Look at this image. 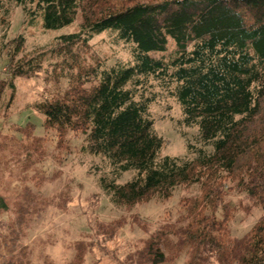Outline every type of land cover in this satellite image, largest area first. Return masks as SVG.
Listing matches in <instances>:
<instances>
[{"label": "trees", "instance_id": "trees-1", "mask_svg": "<svg viewBox=\"0 0 264 264\" xmlns=\"http://www.w3.org/2000/svg\"><path fill=\"white\" fill-rule=\"evenodd\" d=\"M13 1L26 24L38 19L56 30L80 22L76 31L28 53L20 35L4 45L0 101L8 89L6 107L17 77L43 71L55 91L32 103L44 116V135L30 121L0 133V264H36L26 237L55 203L38 191L44 177L37 165L51 138L61 152L71 134L82 137L83 153L110 166L97 185L115 206L131 209L169 199L181 186L196 188L179 199L174 219L153 228L135 213L131 219L146 235L117 264H174L182 254L185 264H264V0ZM1 11L3 20L2 0ZM103 31L130 44L129 62L108 65L92 50L89 41ZM170 44L167 58L153 54ZM161 92L179 103L184 125L197 127L187 143L191 157L161 153L164 140L150 112ZM128 170L135 171L132 178L118 182ZM238 210L259 211L241 236L229 225ZM122 226L88 225L95 236L73 241L66 264H83L95 244ZM42 257L40 264H55Z\"/></svg>", "mask_w": 264, "mask_h": 264}, {"label": "rangeland", "instance_id": "rangeland-1", "mask_svg": "<svg viewBox=\"0 0 264 264\" xmlns=\"http://www.w3.org/2000/svg\"><path fill=\"white\" fill-rule=\"evenodd\" d=\"M8 13L4 16L0 12V75L4 76L8 59L6 46L12 38L20 35L24 38L22 53H28L38 47L50 45L57 36L74 32L78 29L79 18L72 24L56 30H48L41 26L40 20L33 24L24 22L25 16L21 7L13 0H2ZM92 50L104 58L106 64L115 62H129L130 44L119 40L112 31H103L94 35L89 41ZM172 51V44L166 52L153 53L156 57L167 58ZM45 70V69H44ZM45 73L31 78L17 77L14 80L15 90L13 99L8 107L10 91L5 89L0 101V133L12 134L11 123L20 124L30 121L34 124V133L44 135L42 126L44 116L32 108V103L49 95L55 88L44 79ZM49 83V84H48ZM155 84V83H154ZM64 82L59 90H63ZM154 89L158 90L156 85ZM7 109V110H5ZM8 112V115H3ZM153 118V130L164 140L162 155L193 156L187 150V143H193L197 133L194 125L186 126L182 123V113L179 103L165 93H159L158 99L150 106ZM69 149L57 152L54 149V139L48 142V154L37 165L44 177V182L38 191L41 195L52 198L55 203L49 205L42 217L33 223L29 229L26 242L32 246V260L40 264L46 254L55 264H66L73 255L70 244L80 238L94 237L95 230L88 225H123L116 229V233L104 244L94 245L83 264H117L116 258H121L127 251L128 245L138 242L145 232L131 217L136 213L140 219L153 228L159 222L174 219L179 210V199L196 192L195 187H178L173 195L166 200L151 199L147 203L136 205L131 209L115 206L102 193L97 185V178L101 173L108 174L110 166L99 157L91 156L80 150L82 137L70 135ZM134 170L123 172L117 179L124 182L132 178ZM58 201V205L56 204ZM258 210L250 213L238 210L229 223L232 234L241 236L249 230L257 217ZM8 214H4L6 219ZM42 255V256H41ZM174 264H185L182 254Z\"/></svg>", "mask_w": 264, "mask_h": 264}]
</instances>
